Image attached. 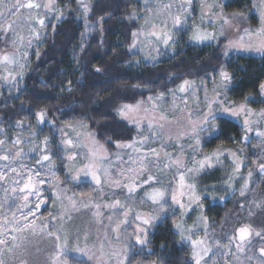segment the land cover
<instances>
[{
	"label": "trees",
	"instance_id": "trees-1",
	"mask_svg": "<svg viewBox=\"0 0 264 264\" xmlns=\"http://www.w3.org/2000/svg\"><path fill=\"white\" fill-rule=\"evenodd\" d=\"M257 1L259 0H205V3L216 4L225 14L244 12L247 21L251 22ZM7 2L6 5L10 7L15 0ZM88 3L91 11L87 19L90 25H94L90 30L85 28V18L78 0H54V13L46 16L45 10L40 9L39 15L45 16L46 23L41 28V38L32 47L23 78L18 80L16 88L0 87V139L11 147L13 138H23L26 145L28 142L40 145V141L48 137L52 141L49 148L56 152L53 161L58 165L59 179L63 186H67L70 195L82 200L91 198V194L85 189L88 187L87 183L80 182L77 185L71 181L64 182V160L59 159L62 152L57 147L58 132L62 127L83 124L98 140L105 143L109 151H114L117 142H132L138 132L135 125L116 115L115 110L119 104H132L148 95L175 90L186 79L197 83L207 77L206 83H212V69H218L221 64H226L233 73L235 87L227 93L229 100L241 103L249 95L256 101L260 100V84L264 82V57L260 54L241 52L226 58L222 54L225 40L219 41L220 47L216 46L215 41L197 45L180 34L178 43L169 46L167 50L160 44V54L153 60V54L143 56L138 49L129 51L133 39L131 34L140 25V0H88ZM133 12L137 16L130 19ZM60 14L62 16L58 19ZM100 17L104 19L100 20ZM9 18L11 19L5 17V20ZM0 23H4V20H0ZM147 49H144L145 53ZM96 68L102 71L96 72ZM69 82L71 91L67 90ZM249 107L259 110L264 108V103L249 102ZM40 109L47 111L48 122L38 126L35 113ZM242 120L243 118L239 122L231 119L213 121L220 126V131L208 137L198 150L194 147L181 150L174 143L168 150L161 151V160L167 162L165 152L175 154L171 157L173 160L181 152L188 158L187 165L193 167L194 161L202 160L206 153H213L217 149L223 151L241 148L243 152L238 155L243 163L240 171L235 173L233 158L224 155L218 163L213 161V167L196 174L194 182L197 194L207 188L209 197L215 196L217 199L202 200L201 203L205 205L203 212L199 207H194L182 220L177 208L174 216L170 214L166 219L158 221L149 230V242L143 246H135L136 254L131 255L130 264H194L191 260V245L181 242L173 221L182 222L188 228L196 222L197 217L203 215L208 221V241L216 239L220 244L225 243L233 229L242 224H251L256 230L264 229V173H260L257 166V163H264V147L260 146L264 140L256 137L254 130L250 134L252 139L243 143L241 138L244 130L240 127ZM18 121H23L25 127H16ZM260 128L264 130V123H260ZM37 129L38 137L28 135L30 131ZM26 145L22 143L18 147ZM160 145L162 146L156 143L155 148ZM249 171L253 173L250 184L242 190L239 174L245 175ZM169 172L172 173V170ZM166 176L165 179L159 175L157 177L164 184L172 185V178L168 174ZM212 185L216 187L211 188ZM158 186L160 185H152ZM144 189L146 188L137 190L132 196H128L126 189L114 190L112 195L106 193L103 201L119 199L127 201L134 208V213L139 209L152 213L151 203L141 202ZM94 195L98 194L94 192L92 196ZM168 197L171 202V192ZM219 197L224 199L220 200ZM101 199L100 197L98 200L100 203ZM136 205L139 207L136 208ZM134 213L129 226L123 227L122 237L124 233L127 236L130 232L133 233ZM113 217H119V220L123 218L122 213ZM204 235V224L200 223L199 231L194 237ZM132 241L134 244V236ZM249 247L251 251H247L246 255L252 259H247L248 264H259L260 239L253 237Z\"/></svg>",
	"mask_w": 264,
	"mask_h": 264
},
{
	"label": "snow or ice",
	"instance_id": "snow-or-ice-1",
	"mask_svg": "<svg viewBox=\"0 0 264 264\" xmlns=\"http://www.w3.org/2000/svg\"><path fill=\"white\" fill-rule=\"evenodd\" d=\"M5 0H0V20H4V23H0V31H3L6 36L15 31L16 24L23 19L25 23H28L30 27V31L32 35L27 40V46H31L34 39L39 40L41 33L37 31L36 26L38 25L40 28H43L46 23L45 16L49 13H54V0H45V2H37V0H27V2H21V0H15V3L10 7L5 9L3 7ZM148 0H145V7H147ZM78 4L82 8L83 15L85 18V28L86 30H90L94 25H90L87 17L90 15V5L88 0H78ZM193 0H181L180 4L177 6L176 11L173 12V4L169 3L164 5V11L167 13V16L164 20L160 22L159 25L153 23L152 30L149 32H144L143 26L141 29L134 30L132 32V44L129 47V51L140 47L142 41L139 39L141 36H144L145 40H148L150 44L153 42L156 45L163 44L165 50L169 46H173L178 43L177 34L188 31L189 27H191V34L188 37L190 42H195L197 45L203 44L205 42H216V46L220 47V40H227V43L223 45L222 54L224 57L228 58L233 53L239 54L243 53H258L262 57H264V0H259L258 5H254L260 12V27L258 29L253 30L250 27H244L241 30V23L246 19V14L244 12H234L231 15H227L221 11L219 13H214L213 9L216 7V4H205V0H201L202 12H201V20L200 22L193 23L189 25L188 21L191 18V10H192ZM45 10V16L39 15L40 9ZM22 10H27L31 13L33 10H36L37 15L34 17L29 15L27 17H21L20 13ZM62 14L58 15V19H60ZM137 13L133 12L130 15V19L135 18ZM212 17V19L205 20L204 17ZM5 17H15V19H6ZM104 17H100V20H103ZM210 23L213 25L211 31L207 30L203 27L205 23ZM169 24L171 25L169 27ZM217 25L219 27L217 28ZM55 28V26H54ZM235 30L236 38L229 39L228 32L231 30ZM19 40L21 45L23 46L25 43V38L23 35L19 36ZM143 51V49H140ZM19 52V49H17ZM157 55L159 56L160 50L156 48ZM174 54V52H173ZM28 55L27 52L23 53V57L18 55H0V64L3 65H12L13 67L20 63L21 58H26ZM39 55V53H37ZM153 60L156 57H152ZM26 65L20 64L21 71L18 73H13L11 71H7V75L3 77V79L11 86L16 83L17 80L23 78V69ZM96 72L102 71L100 68L95 69ZM210 78L213 84L211 89V94H209V90L207 87L206 79H202L199 84L195 81L184 80L181 84L178 85L177 89L170 90L174 100L173 104L176 105V98L181 93H186L191 90L193 87L199 89H204V97H203V107H198L196 112L199 113L196 115L195 119H193V111L189 110L188 115V126L190 131L184 132L182 135L195 137V145L189 146L194 148H199L203 142H205L208 137H212L214 134L220 131V126L213 121L218 119L227 120L231 119L235 122H239L241 118L242 124L240 127L244 130V135L241 138L243 143L248 142L252 139L250 135L255 130V135L258 138L264 140V130H261L260 123L264 121V108L255 110L249 107V102L255 103L260 102L264 103V82L260 84V100L256 101V99L252 96H245L244 102L237 103L234 100H229L227 93L232 90L235 85L233 84V73L230 72L227 68L226 64H221L219 68H213L212 73L210 74ZM68 91H71V82H69V86L67 88ZM163 97V94L156 96L155 98L149 97L148 99L160 101ZM187 99L183 102V107H181V111L183 108L187 107ZM197 104L199 105V100H197ZM153 109L160 108L161 115L159 119L161 121L167 120L166 113L168 109H163L159 104H153ZM147 112V109H145ZM118 113L120 116L128 118L130 123H135L137 126L140 125V122L143 120H147L148 127L152 128H164V124H156L155 118H149L147 115L140 116L139 115V104L133 105H122L118 109ZM47 111L45 109H40L35 113V119L37 121V125L39 126L42 123L47 121ZM253 117L256 119L254 120ZM16 127H25L23 121H18ZM55 127V125H53ZM61 133L64 132L63 129L60 130ZM201 133H206V135H201ZM30 137L36 138L38 137V129L32 130L28 133ZM150 135L152 137H157L160 133L151 132ZM148 140V137H144L143 139L132 142L121 144L117 142L118 148H133L134 151L139 154L140 149L135 148V144L139 143L144 145ZM6 143L5 140L0 139V151L5 153H9V149H3V145ZM24 143L23 138L17 137L12 140V144L14 146H19ZM52 141L45 137L42 141H40V145L33 144L32 148L29 150L33 154L37 151L41 153L39 159L36 161L37 167L27 168L26 165L20 164L19 168L12 167L11 164L16 163L17 160L26 156V153L22 148L17 147V151L15 156H10L9 154L0 155V161H7L6 165L0 168V181H4L7 183L11 176L16 177H27L23 180L22 186L20 179L12 180L14 185L18 187H13V194L19 193L23 200L22 207L27 209L28 215L22 218L23 228H15L14 232H23L26 229H34L35 223L29 222V217L35 215L38 212L42 205L45 204V199L42 196V187L45 184L50 185L55 191L52 192V195L56 197L57 200H63V196L61 193L66 192L67 189L61 188V181L56 178V169L58 165L53 161V156L56 155L55 150L50 149L49 145ZM73 141L70 139H65L62 136V141L60 145L57 147L60 148L61 152H68L70 148L68 146H72ZM93 148L89 150L86 154L85 158L87 159V163L81 166L78 169H75V174H73V167L75 161L78 156L77 153L73 152L71 155H66L63 157H59V159L67 161L65 163V181H71L76 183L77 185L84 180H88L94 182L96 186L102 185V180L100 173L103 172L105 177L107 178L106 182L108 186L120 190L126 189L128 196H132L137 190L143 188H151L150 191L145 192L144 196L141 197V202H150L153 208L152 213H141L135 212L134 208L129 206L127 201H121L119 199L103 205V207L108 208L113 213H122L123 219L119 220L115 227L112 228L113 232L117 233L116 239L119 240L120 231L122 226L127 228L129 226V220L132 217V214L135 215L136 227L133 233L129 234L125 237V245L119 250H113L110 254H108L109 260L112 257L117 259L118 264H130L131 255L136 254L134 252V248L136 245L143 246L147 244L149 230L160 220L166 219L168 215H175L177 208H179L181 213V220L187 214H190V210L194 207H199L201 212H203L205 205L201 203L202 200H216L217 197L208 195V189L206 188L204 192L197 194V185L195 183H186V176H190L193 180L196 177V174L200 173L205 168L213 167V161L219 162L220 158L224 155H230L233 158V163H235L236 167L234 169L235 173L240 171V166L243 161L240 159L238 154L243 152V149H225L221 151L217 149L213 153H206L204 158L199 161H194V166L192 168H188L185 171L181 169L184 168V161L177 157L173 160L171 157L175 154H170L165 152L164 156L167 157V162L164 164H160V151H163V145L160 150L150 149L149 152H145L142 155H138L137 159L129 158V163L138 165V167L128 168L127 172L121 170L119 175L122 177L121 179H112L109 174V169L103 167V162L106 158V150L102 145H97L95 141H93ZM264 147V144L261 145ZM181 150H183V145H181ZM264 156V153H262ZM153 162H155V166L161 169V172H169L176 168L179 173V190L176 188H172L171 183L164 184L163 181L153 175L150 171L153 166ZM254 163H257L254 161ZM47 164L49 177L46 179L41 176L39 167ZM258 169L260 173H264V163H257ZM131 175H128V174ZM253 175L252 171H249L248 177L251 178ZM128 180L129 182L125 183L124 181ZM160 185L159 187H152V185ZM230 186V185H229ZM211 188H215V185L210 186ZM244 187H247L245 185ZM7 191V190H6ZM171 192V197L169 202L168 193ZM243 194V192H242ZM36 197L37 203L35 204V208H29L31 197ZM187 198V203L184 202V198ZM220 200H223L224 197H219ZM55 204V201H54ZM73 206H75V202H73ZM88 207V205H85ZM96 212L95 216L99 217L101 215L100 204H95ZM57 217L50 216V221H55ZM63 219V217H61ZM113 219L112 216L109 217L111 221ZM203 223L205 228V235L203 238L196 237L193 238L195 233L199 231V224ZM207 217L203 215L197 217L196 222L193 226L189 228H185L182 222L173 221V226L178 230L181 242H188L191 245V260L194 261V264H208V260L206 258L209 257V254L213 251V248L208 245L207 241L209 238V234L207 232ZM48 236L50 238H54L55 244L53 247V252L49 257L50 264H92V261H97V264H103V258L106 255L104 252V245L101 244L99 247V251H94L96 248L95 245L92 248H89L86 244L85 246H81L79 243V235H77V242L75 244L72 243V234L65 233L63 236L60 234V229H56L53 232H49ZM132 236L135 237V243L133 244ZM259 238L261 241V247L259 248L260 258L259 264H264V229L256 230L253 228L251 224H242L239 227H236L232 231V235L228 237V244L222 245L220 241H216L218 245L217 251L219 248L227 247L229 252L228 254H239L243 253L246 250L251 251L249 247L252 241V238ZM88 237L85 236V240ZM12 240H16V236L12 237ZM5 240L0 239V245H4ZM235 245L236 253H231L232 246ZM15 247H19V245H15ZM9 252L12 251L11 248L8 249ZM86 257L87 259H84ZM122 257V258H121ZM252 257H249L251 260ZM0 264H4V260L0 259ZM24 264V262H21ZM191 264V262H189ZM213 264H216L213 261Z\"/></svg>",
	"mask_w": 264,
	"mask_h": 264
},
{
	"label": "rangeland",
	"instance_id": "rangeland-1",
	"mask_svg": "<svg viewBox=\"0 0 264 264\" xmlns=\"http://www.w3.org/2000/svg\"><path fill=\"white\" fill-rule=\"evenodd\" d=\"M8 1H14V0H8ZM22 2H27V0H21ZM40 2H45V0H40ZM181 0H148L147 7H145V0H140V25L138 29H141L143 26L144 32H149L152 30V24L155 23L157 25L160 24L162 20H164L167 16V13L163 10L164 5L172 3L173 8L172 11L175 12L177 6L180 4ZM7 0H5V4L3 6L8 7ZM207 4V3H205ZM212 4V3H211ZM259 1L255 3V5H258ZM9 5V4H8ZM217 7V6H216ZM214 8V13H219V8ZM201 12H202V5L201 0H193L192 4V10H191V18L189 19L188 23L189 25H192L193 23H199L201 20ZM21 17H27L29 15L36 16V12L34 10L29 13L27 10H22L20 13ZM231 15V14H227ZM11 19H15V17H11ZM204 19L207 21L209 19H212V17H204ZM241 23V30L244 27H250L253 30L258 29L260 27V12L257 9V7L253 10V21L248 22L247 19L240 22ZM171 25L169 24V27ZM30 25L28 23H25L23 19H21L15 26V31L11 34H6L2 31H0V55L8 54V55H18L20 57H23V53L27 52L28 55L26 58H21L20 63L16 66L12 65H3L0 64V87L8 89L9 87L16 88L18 80L15 84L9 85L3 77L7 75V69L8 71H11L13 73H18L21 71L20 64H25L26 66L23 69V73L27 68L28 60L30 56V52L33 51L34 44H36L39 40L33 41L32 45L29 47L27 46V40L32 35L30 31ZM204 28L211 31L213 28V25L210 23H205L203 25ZM219 25H217V28ZM37 31H39L42 34V29L37 25L36 26ZM191 27H189L188 31L178 33L177 38L180 34L183 36L189 37L191 34ZM23 35L25 38V43L22 46L19 40V36ZM41 38V36H40ZM39 38V39H40ZM228 38L229 39H235L236 38V32L235 30H231L228 32ZM142 41V44L140 47L136 48L135 50H140L141 48L143 51L140 50L141 54L143 56H147L149 54H153L154 57H157V51L156 48L160 47L161 45H156L154 42L152 44L149 43L148 40H145L144 36H141L139 38ZM196 44L195 42H192ZM227 43V40L224 41V44ZM162 44V43H161ZM223 44V45H224ZM163 46V44H162ZM150 48V49H147ZM223 47V46H222ZM165 49V47L163 46ZM19 49V52L17 51ZM144 49H147L145 53ZM149 50V51H148ZM20 80V79H19ZM200 82H197L199 84ZM209 94H211V89L213 87L212 83L207 84ZM163 94V97L160 101L156 100H149V97L155 98L156 96ZM203 97H204V89L203 88H195L193 87L191 90L187 91L186 93H181L176 98V105L174 106L173 100L174 97L171 93V91L166 92H159L155 95H148L145 99H139L136 102L132 104L127 105H137L139 104V115L145 116L147 115L149 118H155L156 124H164V128H152L150 129L148 127L147 120H143L140 122V125L137 126L135 123H131L135 125L138 129L137 135L135 140L139 141L143 139L144 137H148L147 142L144 145H141L139 143L135 144V148L140 149V153L137 154L133 148H116L114 151H109L103 141L98 140L94 133L92 131H89L85 125L83 124H73L66 127H62L64 130L63 133L58 132V141L59 145L61 144L62 137L65 139H70L73 141L72 146H68L70 148V151L68 152H62L60 157L71 155L73 152L77 153V160L75 161L73 167V174H75V169L80 168L84 164H86L88 161L85 158L86 154L89 152L90 149L93 148V141L97 145H102L103 148L106 150V158L103 162V167L109 169V176L112 179H121L122 177L119 175L121 170H124L127 172L128 168L132 167H138V165L130 164L129 158L137 159L138 155H142L145 152H149L150 149H161V145L159 148H155L156 143H160L163 145V150H168L171 145L174 143L181 148V145H183V149H188L189 146L195 145V137L191 136H184L182 135L186 131H190V128L188 126V111L192 110L194 115L193 119H195L196 115L198 113L196 112V109L198 107L203 106ZM187 99V107L183 108V111H181V107H183L184 100ZM197 100H199V105L197 104ZM153 104H159L162 106L163 109H168L167 120L161 121L159 119L161 115L160 108L153 109ZM125 105V103L119 104L115 110V113L118 117L121 119H124L126 122H129L128 118L122 117L118 113V109ZM145 109H147V112H145ZM264 123V121H261ZM151 132H157L160 133L157 137H152L150 135ZM61 137V138H60ZM14 139V138H13ZM262 143V142H261ZM23 144L26 145L24 142ZM264 144V143H262ZM261 144V145H262ZM37 145V144H36ZM193 145V146H194ZM260 145V146H261ZM32 143L28 142V144L25 147L20 146L19 148H22L26 153H28L26 156L20 158L16 161V163L11 164L12 167L19 168L20 164L26 165L27 168H34L37 167L36 161L39 159L41 153L37 151L35 154L30 152L29 150L32 148ZM39 146V145H38ZM3 149H9V153H5L3 151H0V155L9 154L10 156H15V153L17 151L18 146H9L8 144H5L2 146ZM201 147V146H200ZM199 147V148H200ZM59 148V147H58ZM199 148H196L195 150H198ZM189 150V149H188ZM177 157L182 159L184 161V168L181 169L182 171H185L189 167L187 165L188 158L186 155L180 154ZM161 154V151H160ZM176 157V158H177ZM174 158V160L176 159ZM199 161V160H198ZM7 161H0V168H2L4 165H6ZM67 163V161L64 160V165ZM160 163L164 164L166 163V160H161ZM39 171L42 177L48 178V167L47 164L40 166ZM56 178L59 179L58 176V170L56 169ZM151 173L155 176H160L162 179L167 178V174L170 175L172 178V188H176L179 190V173L177 172L176 168L173 167L172 173L171 172H161L160 168H157L155 166V162H153V166L150 169ZM175 173V175H174ZM247 172L245 175H240L239 177L241 179L242 183V190H245L250 184L251 178L248 177ZM172 174V175H171ZM128 175H131L130 173ZM102 185L96 186L94 182L90 181V178L88 180H84L82 178L81 182L87 183L86 192L91 194V198L87 199H80L77 197H74L68 193V191L61 193L63 196V200H57L56 197L52 195V192L55 191L50 185L45 184L42 187V196L45 199V204L42 205L41 209L35 213L34 216L29 217V222L35 223L34 229H26L23 232H14L13 229L19 227L23 228L22 218L24 216L28 215L27 209H24L22 207L23 200L19 193L13 194L12 188L18 187L17 185H14L12 183V180L14 179H20L21 184L19 186H22L23 180L27 177H16L11 176V179L7 183L4 181H0V239L5 240L4 245H0V259L4 260V264H21V262H24V264H50L49 257L53 252V247L55 244L54 238H50L48 236L49 232H53L56 229H60V234L63 236L65 233H71L72 234V243L75 244L77 242V235H79V243L83 247L85 244L92 248L93 245L96 246L94 251H99V247L101 244L104 245V252L106 255L103 258V264H118L117 259L115 257H112L109 260L108 254H110L114 249L119 250L125 245V235L122 237V231L123 226L120 231V239L117 240V233L112 231V228L115 227L116 223L119 221V217H113L115 215H119L120 213H113L108 208L103 207L105 204H109L112 201H103V196L107 193L108 195H112L113 191L116 189H113L108 186V183L106 182L107 178L105 177V174L103 172L100 173ZM195 179L193 180L190 176H186V183H195ZM125 183L129 182L128 180L124 181ZM159 187V186H158ZM61 188L67 189L66 185L61 184ZM7 190V191H6ZM151 188H146L142 191L141 197L144 196L145 192L150 191ZM96 192L98 195L92 196V194ZM94 197V198H93ZM102 198V202L100 203L98 200ZM111 199V198H110ZM55 201V204H54ZM73 202H75V206H73ZM184 202L187 203V198H184ZM37 203L36 197H31L29 208L34 209L35 204ZM95 204H100V212L101 215L99 217L95 216L94 213L96 212V208L94 207ZM85 205H88V207H85ZM139 205H136V208H138ZM105 208V211H104ZM140 210V209H139ZM141 213L148 214L149 212L147 210L139 211ZM55 216L57 219L55 221H50L49 217ZM112 216L113 219L110 221L109 217ZM123 216V215H122ZM63 217V219H61ZM123 219V218H122ZM135 220V218L133 217ZM132 219V220H133ZM133 220V221H134ZM195 223V222H194ZM193 223V224H194ZM193 224L191 226H193ZM184 225V224H183ZM133 229L136 227V221L133 223ZM187 228L186 226H184ZM189 228V227H188ZM132 233V232H130ZM129 233V234H130ZM16 236V240L13 241L12 237ZM85 236L88 237L87 240H85ZM135 238V237H134ZM195 238V237H193ZM203 238V237H201ZM213 241L209 242L207 241L208 245L213 248V251L209 254V257L206 258L208 260V264H213V261L216 262V264H248L247 259V250L243 253L239 254H228L225 255V253L229 252V249L227 247L218 248V245L216 244V239H212ZM228 239H226L225 243L222 245L228 244ZM15 245H19V247H15ZM11 248L12 251L9 252L8 249ZM231 253H236L235 245L231 248ZM87 259L86 257H84ZM122 258V257H121ZM92 264H97V261H92Z\"/></svg>",
	"mask_w": 264,
	"mask_h": 264
}]
</instances>
